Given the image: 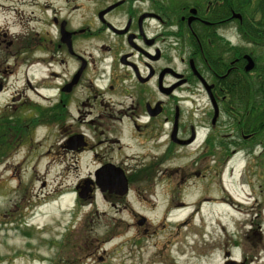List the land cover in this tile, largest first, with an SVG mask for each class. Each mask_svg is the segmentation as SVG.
<instances>
[{"label": "flooded vegetation", "instance_id": "obj_1", "mask_svg": "<svg viewBox=\"0 0 264 264\" xmlns=\"http://www.w3.org/2000/svg\"><path fill=\"white\" fill-rule=\"evenodd\" d=\"M3 2L0 41H16L22 104L35 113L25 136L59 126L58 152L88 154L93 177L120 169L124 198L142 181L163 179L171 194L191 178L223 187L226 175L247 216L264 207V0H18L27 15ZM15 75H0V95ZM236 242L227 264H264L260 225Z\"/></svg>", "mask_w": 264, "mask_h": 264}, {"label": "rangeland", "instance_id": "obj_2", "mask_svg": "<svg viewBox=\"0 0 264 264\" xmlns=\"http://www.w3.org/2000/svg\"><path fill=\"white\" fill-rule=\"evenodd\" d=\"M11 1L8 7L19 9L18 0ZM6 5L0 0V6ZM19 11L27 15L28 9L22 6ZM5 18L1 13L0 28ZM8 31L13 35L17 29L12 25ZM6 42L0 41V75H16L0 95V117L24 125L35 113L22 104L20 89L25 87L18 83L22 66L14 63L16 41L7 49ZM25 94L27 101L33 99ZM59 129L50 124L30 126L28 136L23 132L0 146V264H225V249L243 241L245 231L260 225L264 232V207L255 204L258 213L247 216L244 209L250 205L236 200L241 196L226 175L223 187L218 182L202 186L196 183L203 179L191 178L189 187L180 191L176 186L171 195L162 179L155 187L146 181L134 183L129 195L117 203L92 192L78 199L75 186L94 179L93 164L88 154L71 159L58 152L63 138ZM66 166L70 170H64ZM215 187L228 191H214ZM134 189L141 192L136 197ZM207 192L211 199L202 201ZM220 200L233 209L217 204ZM180 201L184 207L178 206ZM170 208L178 210L166 215ZM196 209L198 215L193 217L190 213ZM196 217L206 221L204 244Z\"/></svg>", "mask_w": 264, "mask_h": 264}, {"label": "water", "instance_id": "obj_3", "mask_svg": "<svg viewBox=\"0 0 264 264\" xmlns=\"http://www.w3.org/2000/svg\"><path fill=\"white\" fill-rule=\"evenodd\" d=\"M74 140V138H72ZM95 176V186L101 191H109L110 193L115 191L117 195L123 196L127 193V181L124 173L120 169H114L110 167H105L104 170H98L94 174ZM93 184L90 180H84L83 185L78 184L76 189H80L78 196L80 198H85L86 194L91 191L89 189V184ZM144 219L138 221L139 225H142Z\"/></svg>", "mask_w": 264, "mask_h": 264}, {"label": "trees", "instance_id": "obj_4", "mask_svg": "<svg viewBox=\"0 0 264 264\" xmlns=\"http://www.w3.org/2000/svg\"><path fill=\"white\" fill-rule=\"evenodd\" d=\"M13 124V125H12ZM24 127L19 120L13 121L10 118L0 120V146L7 145L9 138H17L23 134Z\"/></svg>", "mask_w": 264, "mask_h": 264}, {"label": "bare ground", "instance_id": "obj_5", "mask_svg": "<svg viewBox=\"0 0 264 264\" xmlns=\"http://www.w3.org/2000/svg\"><path fill=\"white\" fill-rule=\"evenodd\" d=\"M229 199L232 200V198H229ZM220 201H221V200H220ZM231 202H232V201H231ZM219 203H221L220 205H222V206H227V205H228V208H229V209H233L232 204H228V203H226V202L224 203V202H222V201L219 202Z\"/></svg>", "mask_w": 264, "mask_h": 264}]
</instances>
